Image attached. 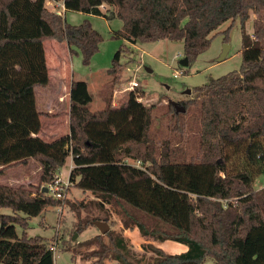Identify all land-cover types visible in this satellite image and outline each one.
I'll return each instance as SVG.
<instances>
[{"label":"trees","instance_id":"16d2710c","mask_svg":"<svg viewBox=\"0 0 264 264\" xmlns=\"http://www.w3.org/2000/svg\"><path fill=\"white\" fill-rule=\"evenodd\" d=\"M48 1L0 0V174L32 160L40 166L39 186L0 183V210H12L0 211V264H55L54 242L26 230L32 217L61 204L63 198L43 187L55 180L69 155L74 161L70 181L91 191L105 211L112 207L122 224L80 242L96 246L75 249L73 258L96 257L91 264L106 259L203 264L208 258L214 264H264V205L254 190L256 177L264 172V0H52L68 10L121 19L123 26L114 37L129 43L183 41L189 63L230 21L223 30L228 42L229 28L240 19V69L196 86L197 95L181 102L185 112L196 108L200 114L199 152L191 159L181 156L183 148L175 140L158 145L152 139L155 105L139 100L140 91L131 90L119 106L107 100L105 108L92 110L85 80L71 83L69 133L53 141L39 135L41 116L51 115L38 109L36 99V87L50 83L44 42H66L87 65L103 39L89 19L72 24ZM251 13L256 18L249 34L245 23ZM126 47L116 51L109 73L117 72ZM169 106L175 117L185 113L171 102ZM177 130L181 133V124ZM238 153L244 165L230 170ZM110 212L95 219L112 226L116 220ZM90 222L78 223L75 232L80 234ZM125 228H137L147 240L142 251L124 235ZM166 240L188 248L167 253L151 242Z\"/></svg>","mask_w":264,"mask_h":264},{"label":"rangeland","instance_id":"374dc122","mask_svg":"<svg viewBox=\"0 0 264 264\" xmlns=\"http://www.w3.org/2000/svg\"><path fill=\"white\" fill-rule=\"evenodd\" d=\"M53 8L56 9L55 7ZM103 8L106 9L107 7ZM59 10L61 11L62 8H59ZM60 13L72 24H79L84 19H89L92 26L102 34L103 39L100 42L99 50L93 56L90 64L87 65L83 63L80 53H71V56L67 55L64 59V64L62 63L61 65L60 57H64L65 48L70 52L68 44L65 42L59 43L60 45L56 52L59 57H56L50 48L58 41L48 39L44 42V46L49 52L48 66L50 67L49 72L52 82L45 88L36 87L38 108L45 109L43 104L45 100H58L68 106L69 100L66 96L69 92L72 77L75 80L88 82L90 92L93 95V100L89 104L92 110L105 108L107 100H110L113 105H121L129 92L133 90L130 89L131 82L136 81L138 82V87L135 90L141 92L139 100L146 105H155L150 131L156 144L160 145L164 140L171 138L183 148L180 154L185 159H191L194 154L197 155L200 146L199 111L195 108L181 114L179 117H175L170 111L169 103L182 104L184 100L194 98L197 95L196 86L202 85L212 78L240 69L242 63V23L240 19L237 18L229 28V41L227 43L230 47L224 59L220 60L226 43L223 40V30L228 28L231 24L230 21L223 24L215 32L211 45L206 51L198 55L192 62L183 65L180 62L184 57L183 41L160 39L133 44L125 39L114 37V32L123 26V22L119 18L108 21L104 17L92 16L72 10H62ZM255 18L256 14L251 13L250 18L245 23V29L249 34L254 31ZM125 47L126 49L120 57V65L117 72L115 74L109 73L108 69L113 64L116 51ZM176 72H180V74L176 75ZM189 90L191 91L188 92ZM59 109L61 110V108ZM59 109L53 106L52 112L59 111ZM44 121L46 120L44 119ZM178 124L182 126L181 133L177 130ZM61 126L63 125L61 124ZM54 130L58 131L57 128ZM49 133L52 134L53 132L49 130ZM63 134L60 133L47 141H53ZM178 135H180V139H178ZM69 161L57 174V177L60 176L64 183L69 182L68 186L63 185L64 195L61 204L51 206L42 214L32 217L29 220V227L26 231L29 236H43L49 240V244L54 242L55 264H87L86 259H77V256L80 255L73 258L74 250L89 251L94 248L96 245L91 247L81 246L80 242L91 238L99 231L98 227L93 223L94 220H98L95 219L96 217H106L107 212L111 211L110 219L113 220L114 212L111 209L112 207L108 205V211H105V208L102 209L95 201L96 198L91 191L83 190L77 187L75 182L68 181L70 180ZM129 162H133V160L130 159ZM243 165V157L241 153H238L232 156L229 168L233 170L243 167ZM38 166V162L33 160L28 166L20 165L8 168L5 170L6 172L4 171L5 174H0V183L39 186L40 171ZM26 172L29 177H26ZM24 179L25 182L23 181ZM263 189L264 172L256 177L254 183V190L259 193L260 200L264 205ZM81 201L85 203V206H82ZM70 202L74 204L73 207ZM0 211L12 213L10 208H1ZM87 220L92 221L88 228L80 234L75 232L78 223L82 224ZM115 224L112 225L113 227L110 225V229H115ZM16 229L18 234L22 235L23 228L17 225ZM75 233H77L76 237ZM105 240H107V237H105ZM65 246L70 249H66ZM161 248L167 253L180 252L177 242L173 240L165 241ZM96 260V257H94L89 261L92 263ZM207 260L212 261L211 258Z\"/></svg>","mask_w":264,"mask_h":264},{"label":"crops","instance_id":"0c3cea01","mask_svg":"<svg viewBox=\"0 0 264 264\" xmlns=\"http://www.w3.org/2000/svg\"><path fill=\"white\" fill-rule=\"evenodd\" d=\"M48 5L50 7H52V8L55 7L56 8L55 10H57L58 12H61L62 10L68 11V9L65 8L63 2H54L52 0H49L48 1ZM59 8H62V10L60 11ZM90 15L104 17L102 15H93V14H90ZM104 18H106V17H104ZM106 19L108 21H111V20H113L115 18H113V19L106 18ZM52 40H54V39H52ZM139 42L140 41H138L136 43H139ZM59 43H64V42L58 41V43H54L52 45V47L50 48L54 52V54L56 55V57H59V55H57V53H56L57 52V49H58V47L60 45ZM136 43H133V44H136ZM69 51H70V47H69ZM45 52H46L47 62H48V65H49V61H48V59H49L48 58L49 52H48V50L46 48H45ZM67 55L71 56V52H68V50L65 48L64 57H60L61 58L60 60L62 61L61 62V65H62L63 62H65L64 59L66 58ZM56 62L58 63V61H56ZM49 75H50V72H49ZM73 80H75L74 77H72V79H71L70 87H71V83H72ZM51 82H52V79H51V76H50V83ZM50 83L48 84V86L50 85ZM70 87H69L68 95L66 96L67 99L69 100L68 106L65 103L59 102L58 100H56V101L45 100V103H43L44 106H45V109H41V108L39 109L38 108L40 111L49 112L51 114L50 116H46V115H42L41 116V119H42V128H41V130L39 132V135L42 138H44L45 140H51L49 138H54V137L58 136L60 133H64V134L69 133ZM36 99H37V96H36ZM64 99H65V97H64ZM37 106H38V101H37ZM53 106H56L57 109L61 108V110L59 109V111L56 110L55 112H52ZM65 107H66V109H65ZM62 108H63V110H62ZM44 119L46 121H44ZM61 124L63 126H61ZM59 127H60V129H59ZM56 128L58 130L57 132H56V130H54ZM48 129L51 130L53 133L50 134ZM58 132H60V133H58ZM69 158H70V161H69ZM32 161H30L27 165H23V166H28L29 164L32 163ZM68 161L70 162V169H69V175H70V171L74 167V161H73V157L71 155H69L67 157L66 163ZM38 170L40 171V166H38ZM60 171H61V169L59 170V172ZM5 172L2 173L1 175L5 174ZM26 174H27L26 177H29L27 172H26ZM23 181L25 182V179ZM3 184H5V183H3ZM114 220H116V224H115L116 227H114V228L115 229H120L122 227V224L117 219V216L116 215H114ZM123 233H124L125 236H127V237H129L131 239L132 244H133V246H134V248L136 250L142 251V243L146 242L147 240L141 235L140 231L137 228H134V229H129V228L126 229L125 228V229H123ZM98 234H100V230L94 236H96ZM94 236H92V237H94ZM151 242H153L154 245H156V246H158V247L161 248L163 246V244H164L165 241L164 242L151 241ZM177 245H178V248H180V252H173V253H181V252L186 251L187 248H188L187 245H185L183 243H180V242H177ZM77 259L83 260L80 256H77ZM86 262H87V264H91V261H89V260H86ZM112 263L113 264H116L117 261L110 260V259H106L105 262H104V264H112ZM203 264H214V262H213V260L212 261L206 260V262L203 263Z\"/></svg>","mask_w":264,"mask_h":264},{"label":"water","instance_id":"95a60500","mask_svg":"<svg viewBox=\"0 0 264 264\" xmlns=\"http://www.w3.org/2000/svg\"><path fill=\"white\" fill-rule=\"evenodd\" d=\"M230 47V45L226 42L225 45H224V50H223V53L220 57V60L224 59L225 56H226V53L228 51V48ZM181 64L183 65H187L189 63V59L187 56H184L181 60H180ZM191 90H189L188 92H190ZM172 103V102H171ZM174 105V107L176 108V111L177 112H185L186 111V108L183 104H178V103H172ZM43 191H48V187L47 186H44L43 187ZM97 227L98 229L100 230V233L101 234H106L111 226H110V223L106 220H94L93 222ZM77 233H75V237H76ZM74 237V238H75Z\"/></svg>","mask_w":264,"mask_h":264},{"label":"built area","instance_id":"2783aa9c","mask_svg":"<svg viewBox=\"0 0 264 264\" xmlns=\"http://www.w3.org/2000/svg\"><path fill=\"white\" fill-rule=\"evenodd\" d=\"M180 72H176V75H179ZM136 87H138V82L134 81L131 82L130 84V89H135ZM70 181V180H68ZM63 185L68 186L69 182L64 183L63 179L59 176L56 177L55 180L51 183H49L47 185L48 190L50 191L51 194H53V196L57 197V198H63L64 195V188ZM55 248V247H53Z\"/></svg>","mask_w":264,"mask_h":264}]
</instances>
